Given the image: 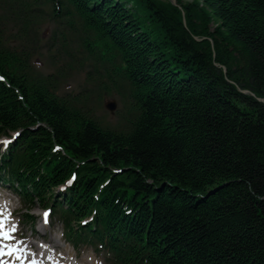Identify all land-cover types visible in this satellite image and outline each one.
<instances>
[{
  "label": "trees",
  "instance_id": "1",
  "mask_svg": "<svg viewBox=\"0 0 264 264\" xmlns=\"http://www.w3.org/2000/svg\"><path fill=\"white\" fill-rule=\"evenodd\" d=\"M59 2L128 83L129 107L103 126L0 53L23 95L0 83V136L25 129L6 165L28 167L11 173L29 203L72 222L96 209L89 233L114 264H264V0ZM54 145L67 157L50 160Z\"/></svg>",
  "mask_w": 264,
  "mask_h": 264
},
{
  "label": "rangeland",
  "instance_id": "2",
  "mask_svg": "<svg viewBox=\"0 0 264 264\" xmlns=\"http://www.w3.org/2000/svg\"><path fill=\"white\" fill-rule=\"evenodd\" d=\"M47 12L49 14H51L52 8L47 9ZM46 23H54V22H46ZM57 23H58V25H62V26L65 25L64 23L60 24L59 20H57ZM47 28H48V25H46L44 27V29H47ZM73 46L76 48L78 46V43L74 42ZM55 62H56L55 66L52 64H48L46 57L45 58L42 57L39 59L38 67L41 71L51 74L52 71L55 69V67L63 66L66 69V73L71 74L68 65L66 66V65L58 63L57 61H55ZM85 73H86V70L84 72H81L80 74L74 75L73 71H72V74L70 75L71 79L69 82L65 83V86L62 88V91L63 92H69L70 90H76L77 86H79L85 80V78H86ZM93 80L99 81L100 79L99 78L94 79L92 77V82H93ZM99 82L102 83V78ZM93 84H94V82H93ZM102 84L105 85L106 83H102ZM108 85H109V83H108ZM103 90L104 89L101 90V87H98V90H96V92H86L84 95L88 94V96H89L88 98H90L89 110L93 109L98 116L104 117L107 120H111V118H112L111 116H113V115H111L105 109L103 110L104 99L103 98L101 99V95H102V93H104V92H102ZM111 99H113V98H111ZM111 99H109V100H111ZM114 99L117 101L116 98H114ZM105 102H106V100H105ZM38 209H39L38 207H35L32 210V213L35 215L39 214ZM97 257H98V261L101 264H109L108 257L105 254H98Z\"/></svg>",
  "mask_w": 264,
  "mask_h": 264
},
{
  "label": "snow or ice",
  "instance_id": "3",
  "mask_svg": "<svg viewBox=\"0 0 264 264\" xmlns=\"http://www.w3.org/2000/svg\"><path fill=\"white\" fill-rule=\"evenodd\" d=\"M4 77L0 76V80H3ZM9 141H0V144H7ZM48 211H45L43 213V216L45 218V222H47V218H48ZM10 214L5 215L3 217H0V256L3 255H13L16 252H21L22 249H18L16 247H14L13 245H8V244H4V241L6 240H13L14 237L12 235V233H14L16 231V226L15 225H11V226H6V222L9 219ZM7 250V251H5ZM19 259V257H17ZM32 264H36L35 261H32Z\"/></svg>",
  "mask_w": 264,
  "mask_h": 264
},
{
  "label": "bare ground",
  "instance_id": "4",
  "mask_svg": "<svg viewBox=\"0 0 264 264\" xmlns=\"http://www.w3.org/2000/svg\"><path fill=\"white\" fill-rule=\"evenodd\" d=\"M29 35H30V34H29ZM53 36L55 37V35H52V36H51L52 39H53ZM25 46H26V45H24V46L22 47V49H24ZM108 70H109V69H108ZM105 73H109V72L106 71ZM0 83H2L1 80H0ZM2 84H3V83H2ZM127 84H128V83H127ZM127 84H125V83H117V85H118V86H121V87H128ZM4 85L7 86L6 84H4ZM244 93H248V91H247V92H244ZM71 256H73V255L71 254Z\"/></svg>",
  "mask_w": 264,
  "mask_h": 264
},
{
  "label": "water",
  "instance_id": "5",
  "mask_svg": "<svg viewBox=\"0 0 264 264\" xmlns=\"http://www.w3.org/2000/svg\"><path fill=\"white\" fill-rule=\"evenodd\" d=\"M174 5H176L177 4V0H170ZM226 70V69H225ZM244 92H247V91H244ZM260 101H262V102H264V100L263 99H260Z\"/></svg>",
  "mask_w": 264,
  "mask_h": 264
}]
</instances>
